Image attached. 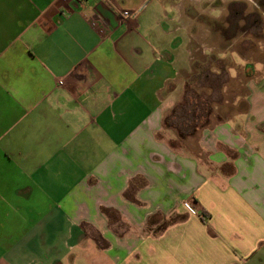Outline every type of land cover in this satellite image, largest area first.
I'll return each mask as SVG.
<instances>
[{
    "label": "crops",
    "instance_id": "crops-1",
    "mask_svg": "<svg viewBox=\"0 0 264 264\" xmlns=\"http://www.w3.org/2000/svg\"><path fill=\"white\" fill-rule=\"evenodd\" d=\"M113 5L135 15L0 0V264H264V57L219 30L250 4ZM207 59L225 118L173 149L165 112Z\"/></svg>",
    "mask_w": 264,
    "mask_h": 264
},
{
    "label": "rangeland",
    "instance_id": "rangeland-1",
    "mask_svg": "<svg viewBox=\"0 0 264 264\" xmlns=\"http://www.w3.org/2000/svg\"><path fill=\"white\" fill-rule=\"evenodd\" d=\"M246 2L251 6L248 10L250 12H244L247 13L244 14L240 10L238 16L230 18L229 22L226 23L229 29L228 32H225L226 28L221 24L219 30L224 35L229 34L230 38L227 39L228 42L233 40V46H236L242 55H251L252 59L250 62L257 69L258 65L253 60H262L264 57L262 52L261 54L258 52L260 47L264 49V0H246ZM228 13L224 9V14ZM228 57L232 58L234 64H241L237 62L238 60L235 59V56L229 55ZM228 57H222V60ZM216 73L218 74V78H213L216 83L214 84L213 82V85L209 87L204 85L203 89L205 91L201 93H196L192 88L187 86L184 90L180 88L177 96L178 100L176 99L174 105L165 112L163 131L158 136H162L173 149H184L194 152L198 132L202 128L201 126L203 124H206L205 126L211 125L225 118V103L230 98V95L225 91L226 81L224 78L227 76H225L226 72L222 69H218ZM245 73L246 70H238L237 76H245ZM208 74L205 73L202 77L205 78ZM209 102H213L212 105ZM193 130H195V133L190 136L189 134Z\"/></svg>",
    "mask_w": 264,
    "mask_h": 264
},
{
    "label": "trees",
    "instance_id": "trees-1",
    "mask_svg": "<svg viewBox=\"0 0 264 264\" xmlns=\"http://www.w3.org/2000/svg\"><path fill=\"white\" fill-rule=\"evenodd\" d=\"M193 68L194 73L188 78L186 86L192 88V90L196 93H201L202 91H205V89H203V86L198 85L197 82L205 73L211 72L213 70L214 60L207 59L205 62L202 63L196 62L193 64ZM212 103L213 102H209L210 105H212ZM205 125L203 124L201 127ZM194 133L195 130H193L189 135L191 136Z\"/></svg>",
    "mask_w": 264,
    "mask_h": 264
},
{
    "label": "built area",
    "instance_id": "built-area-1",
    "mask_svg": "<svg viewBox=\"0 0 264 264\" xmlns=\"http://www.w3.org/2000/svg\"><path fill=\"white\" fill-rule=\"evenodd\" d=\"M75 1H76L77 5H81V3H83L85 0H75ZM105 2L108 5V7L115 10V12H117L118 15L122 19H129L135 15V13L133 11L126 10V9H118L115 5H113V0H105Z\"/></svg>",
    "mask_w": 264,
    "mask_h": 264
}]
</instances>
